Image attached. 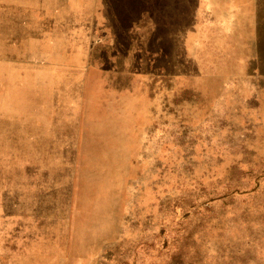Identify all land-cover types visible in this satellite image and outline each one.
I'll return each mask as SVG.
<instances>
[{"label": "rangeland", "instance_id": "rangeland-1", "mask_svg": "<svg viewBox=\"0 0 264 264\" xmlns=\"http://www.w3.org/2000/svg\"><path fill=\"white\" fill-rule=\"evenodd\" d=\"M0 264H264V0H0Z\"/></svg>", "mask_w": 264, "mask_h": 264}]
</instances>
